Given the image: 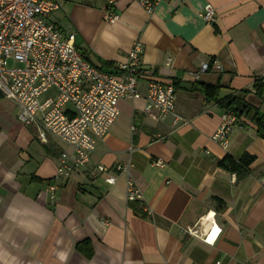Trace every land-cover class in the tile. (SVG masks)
Masks as SVG:
<instances>
[{
	"label": "crops",
	"instance_id": "0c3cea01",
	"mask_svg": "<svg viewBox=\"0 0 264 264\" xmlns=\"http://www.w3.org/2000/svg\"><path fill=\"white\" fill-rule=\"evenodd\" d=\"M59 2L52 21L76 35L97 67L125 62L139 41L145 68L178 84L176 113L185 124L154 120L143 99H123L90 164L56 179L61 154L72 149L42 143L0 93V264H264V139L251 122L254 111L239 119L227 148L212 140L224 98L247 92L245 101L264 114L254 89L264 80V0H164L152 15L135 0H119L114 23L105 21L104 0ZM208 4L216 9L213 24L200 16ZM205 85L220 87L216 100ZM147 87L138 83L142 93ZM244 154L254 162L243 178L219 165ZM100 165L116 177L113 185ZM118 165L129 167L142 201H127L128 176ZM50 184L59 187L54 200ZM209 212L222 228L213 246L182 232ZM84 240L92 259L76 248Z\"/></svg>",
	"mask_w": 264,
	"mask_h": 264
},
{
	"label": "built area",
	"instance_id": "2783aa9c",
	"mask_svg": "<svg viewBox=\"0 0 264 264\" xmlns=\"http://www.w3.org/2000/svg\"><path fill=\"white\" fill-rule=\"evenodd\" d=\"M104 1L105 21L114 23L118 16L113 8L119 0ZM135 1L152 15L164 0ZM60 10L59 0H0V93L19 107L18 120L34 126L42 143L55 140L72 149L70 154H61L56 179L69 178L90 164L98 142L119 116L118 104L123 99H143L145 114L154 120L172 116L175 125L185 124L176 113L175 79L145 68L139 41L133 44L125 62L115 64L112 70H101L78 49L76 35L65 33L52 21ZM200 16L213 24L216 9L208 4ZM208 67V63L203 64L200 73ZM140 81L148 84L145 93L138 90ZM238 123L235 113L225 111L212 140L227 148L229 135ZM154 164L164 165L162 161ZM97 171L108 176V184L116 182L106 167L100 165ZM116 171L128 176L127 201H142V190L131 177L129 167L118 165ZM58 188L56 184L48 186L52 200ZM144 211L151 214L148 207ZM214 229L219 231L214 233ZM182 232L213 246L222 228L216 223L215 213L209 212Z\"/></svg>",
	"mask_w": 264,
	"mask_h": 264
},
{
	"label": "trees",
	"instance_id": "16d2710c",
	"mask_svg": "<svg viewBox=\"0 0 264 264\" xmlns=\"http://www.w3.org/2000/svg\"><path fill=\"white\" fill-rule=\"evenodd\" d=\"M82 53L88 61H91L86 51H83ZM113 67L114 66H112V64H104L103 66L100 67V69L111 70ZM175 85L176 87H178L177 83H175ZM254 89H255V94L260 99H264L263 79H257L254 82ZM219 90H220L219 86H208V85L203 86L204 94L208 99L216 100V96ZM244 94H247V92H243V96H236V97L230 96L224 98V100H222L221 105L227 108V110L235 113L238 119L246 117L251 111L252 112L254 111L253 117L251 118V122L254 123L258 136L264 139V114H260L259 111L254 109L248 102H246L244 98ZM253 162H254V158L252 156L244 154L238 162L232 160L231 157H226L221 162H219V165L228 168L233 173H236L237 177L243 178L248 174L249 167ZM76 248L87 259H92L94 251L91 246V242L89 240H84L81 243L77 244Z\"/></svg>",
	"mask_w": 264,
	"mask_h": 264
},
{
	"label": "snow or ice",
	"instance_id": "6c2138e0",
	"mask_svg": "<svg viewBox=\"0 0 264 264\" xmlns=\"http://www.w3.org/2000/svg\"><path fill=\"white\" fill-rule=\"evenodd\" d=\"M218 231H219L218 229H214V233L218 232ZM209 242H211V238H210Z\"/></svg>",
	"mask_w": 264,
	"mask_h": 264
}]
</instances>
